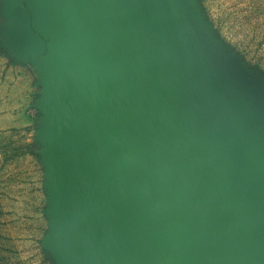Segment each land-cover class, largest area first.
I'll use <instances>...</instances> for the list:
<instances>
[{"label": "rangeland", "instance_id": "1", "mask_svg": "<svg viewBox=\"0 0 264 264\" xmlns=\"http://www.w3.org/2000/svg\"><path fill=\"white\" fill-rule=\"evenodd\" d=\"M255 207L264 0H0V264H248Z\"/></svg>", "mask_w": 264, "mask_h": 264}, {"label": "crops", "instance_id": "2", "mask_svg": "<svg viewBox=\"0 0 264 264\" xmlns=\"http://www.w3.org/2000/svg\"><path fill=\"white\" fill-rule=\"evenodd\" d=\"M85 171L88 172L86 168H85ZM234 189L235 188L232 187V188H229V189L225 190V195H224L225 196V200H224L225 203L228 204L230 207H233L234 208V210H235V216H236L237 219L239 217H241V218L244 217V218L250 220L251 219V216L247 214L248 212L246 210L244 211L245 208L243 209V207H244V200L243 199H240V196H235V194L233 193ZM235 192H236V190H235ZM211 199H216L213 196V194H211ZM209 202H210V198L208 199V203ZM212 205L214 206V203L213 202H212ZM214 211L219 212V209L218 208H215ZM253 212L257 216H260V219H259V221L257 223H254L253 222L252 228L256 230V233L259 236V237H257V239L260 238L262 240V242L261 241H257V242H259L260 244H263L264 243V234H263V232L260 229H263V231H264V219H263L264 218V214L261 213V215H260V210H258L257 207H255L253 209ZM210 213H211L212 216H216L217 215L215 212H211L210 211ZM218 214H220L221 216L224 217L223 218L224 224H234V226H236L239 229L240 228L241 229L245 228L244 227L245 224H239V223H236V222L229 221V218H228L229 215L228 214L227 215H224L223 212H219ZM261 217H263V218H261ZM254 224H257V226H255ZM219 235H221V233ZM228 238L230 240L234 241L230 237H228ZM254 239L256 240V238H254ZM240 246H241V249H242V253L244 254L246 260L248 261V264H252L253 261H254V257L252 255V253L248 250V248L246 247L245 244H242L241 243Z\"/></svg>", "mask_w": 264, "mask_h": 264}, {"label": "water", "instance_id": "3", "mask_svg": "<svg viewBox=\"0 0 264 264\" xmlns=\"http://www.w3.org/2000/svg\"><path fill=\"white\" fill-rule=\"evenodd\" d=\"M197 178H199V181L201 182L202 179H200L199 176ZM202 181H204V180H202ZM200 184L203 185V187H204V188H202V193H205L207 191L206 183L204 184L203 182H201ZM94 196L96 197V200L91 205V207H89V206L87 207L84 205L85 209L83 210L82 213L87 217H92V215L95 214V212H97V210H100V208H101L99 195L96 193V194H94ZM210 216L213 217L211 215V213H210ZM216 230L219 233L224 234L225 236L230 237L233 240L239 241V244H241V243L245 244L246 247L248 248V250L252 253V255L254 257V261L252 264H264V259L263 258L261 259V257H260V255H261L260 249L264 243L263 244L259 243V246H258L256 244L257 241H255L253 238H248V235H247L248 232L246 231L245 228H243L242 231H238L239 229H237V231L234 234H232V233L229 234V233L223 231V229L217 228ZM253 230L256 232L255 229H253Z\"/></svg>", "mask_w": 264, "mask_h": 264}, {"label": "trees", "instance_id": "4", "mask_svg": "<svg viewBox=\"0 0 264 264\" xmlns=\"http://www.w3.org/2000/svg\"><path fill=\"white\" fill-rule=\"evenodd\" d=\"M259 73H262L261 71H259Z\"/></svg>", "mask_w": 264, "mask_h": 264}]
</instances>
